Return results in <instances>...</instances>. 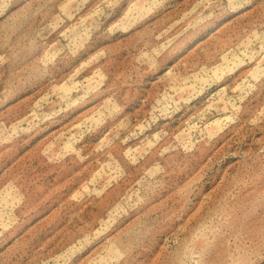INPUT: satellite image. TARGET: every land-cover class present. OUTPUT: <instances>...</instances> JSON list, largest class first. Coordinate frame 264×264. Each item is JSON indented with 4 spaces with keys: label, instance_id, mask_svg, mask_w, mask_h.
<instances>
[{
    "label": "rangeland",
    "instance_id": "obj_1",
    "mask_svg": "<svg viewBox=\"0 0 264 264\" xmlns=\"http://www.w3.org/2000/svg\"><path fill=\"white\" fill-rule=\"evenodd\" d=\"M0 264H264V0H0Z\"/></svg>",
    "mask_w": 264,
    "mask_h": 264
}]
</instances>
